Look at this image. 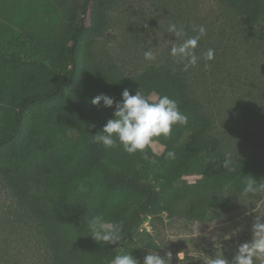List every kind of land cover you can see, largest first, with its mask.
Instances as JSON below:
<instances>
[{
	"label": "rangeland",
	"instance_id": "1",
	"mask_svg": "<svg viewBox=\"0 0 264 264\" xmlns=\"http://www.w3.org/2000/svg\"><path fill=\"white\" fill-rule=\"evenodd\" d=\"M71 1L75 10L68 9L69 13L65 0H0V35L9 34L11 38V50L0 53V74L6 77L5 84L12 94L43 89L57 76L59 68L52 70L49 61L54 62L57 55L65 53L58 44L59 39L64 31L72 32L80 25L82 16L76 12V5H82L85 0ZM246 1L100 0L96 5L101 3L104 9L105 29L100 35H92L88 53L93 60V70L89 68V71L110 79L162 68L169 70L185 80L189 95L198 100L211 117L213 137L228 151L264 161V104L261 106L264 102V21L258 26L238 15L234 3ZM84 19V25L90 28V17L86 15ZM171 23L183 28L186 37L197 34L194 27L206 28V35L195 49L198 63L187 71L183 63L169 55L172 43L181 42L167 32ZM208 49L215 50L212 61L203 59ZM149 50L156 55V61L144 59V52ZM61 69L67 72L70 67ZM89 86L80 74L71 93L91 111L113 114L114 106L104 108L102 103L101 106L90 104L100 92L92 90V93ZM112 98L114 102L121 100L120 95ZM12 110L0 105V132L12 118ZM54 113L57 121L67 124L65 133L60 132L62 128L58 123L57 131L50 128L55 129L54 124L41 123L43 117ZM77 118V113L65 103L33 114L25 123L19 142L0 151V175L7 170L3 161L9 153H16L17 160L25 156L31 158L38 145L45 141L52 143L64 166L70 159L75 163L69 175L80 168L84 170L87 161L83 158L88 159L92 152L87 149L83 134L91 128L85 129L79 121L74 128ZM182 133L183 126L174 125L167 138H154L156 142L148 149L157 160L168 162L166 144L181 141ZM161 145L166 147L162 150ZM106 150L111 159L122 163L130 161L129 156H143L140 152L130 155L122 146ZM170 166L173 168L174 164L170 162ZM158 168V164L151 163L148 170ZM189 169V173L194 172ZM182 180L190 186L196 178L189 176ZM21 195L20 190L14 194L0 179V264H53L56 241L64 238L74 225L59 219L53 224L43 203H32ZM252 221L253 216L248 220L241 217L224 223L203 224L162 213L158 217H147L139 235L125 247L139 264H143V257L149 253L166 258L168 252L172 253L170 264H209L211 258L219 255L231 264L239 246L251 242ZM243 231L249 232L248 238L240 240L238 237ZM254 264H264V260H256Z\"/></svg>",
	"mask_w": 264,
	"mask_h": 264
},
{
	"label": "trees",
	"instance_id": "2",
	"mask_svg": "<svg viewBox=\"0 0 264 264\" xmlns=\"http://www.w3.org/2000/svg\"><path fill=\"white\" fill-rule=\"evenodd\" d=\"M97 2L100 0H85L82 5H76V12L82 16L80 25L61 35L58 44L65 53L57 55L54 62L49 61L51 69L59 68L60 73L45 88L22 95L12 94L11 88L5 84L6 77L0 74V105L13 109L12 118L0 132V151L4 152L19 142L24 125L33 114L44 112L49 107L56 108L59 103H65L77 113L79 118L74 128L78 121L85 129L91 128L83 134V140L92 154L88 159L83 158L87 161L85 169L80 168L72 175L69 174L73 171L74 162L70 159L64 162V166L52 143L47 141L38 145L31 158L25 156L17 160L16 153L12 154L15 157L9 153L3 161L7 170L3 171L0 179L8 189L14 194L20 190L21 196L32 203H43L53 224L59 219L74 225L64 238L56 241L53 264H110L115 255L129 253L125 244L139 235L140 226L147 217H158L162 213L170 218L203 224L224 223L241 217L248 220L252 216L254 223L256 218H264V192L246 197L241 195L249 177L256 182L264 181V161L237 154L239 165L235 172L222 167L225 152H232L234 156L235 152L228 151L211 135L212 119L199 101L189 95L182 77L163 68L110 79L89 71V68L93 70V60L88 53L92 35H100L105 29L104 9L101 3L97 6ZM72 3L65 0L67 12L70 11L68 9L75 10ZM234 5H237L238 15L250 23L260 26L264 21L263 0H248ZM86 15L92 21L90 28L84 25ZM10 50V35H0V53ZM64 67H70V70L64 72L61 69ZM80 74L90 85L92 93L97 90L100 94L118 97L124 89L135 94L140 88L148 97L167 95L177 101L180 111L188 117V123L183 126L181 141L166 144L176 153L175 158L168 162L159 161L146 148L143 156H129L131 160L126 163L111 159L106 147L94 143L91 135L101 130L113 114L91 111L84 101L71 93V87ZM48 115L51 116L43 117L44 122H40L54 124L55 129L50 127L54 131L60 126V132L65 133L67 124L57 121L55 113ZM170 162L174 164L173 168ZM151 163L158 164L160 168L149 171ZM189 168L194 172L189 173ZM189 176L196 178L190 186L182 180ZM94 215H101L108 222L120 223L123 240L117 245L95 242L86 223ZM248 234L243 231L238 238H248Z\"/></svg>",
	"mask_w": 264,
	"mask_h": 264
},
{
	"label": "clouds",
	"instance_id": "3",
	"mask_svg": "<svg viewBox=\"0 0 264 264\" xmlns=\"http://www.w3.org/2000/svg\"><path fill=\"white\" fill-rule=\"evenodd\" d=\"M197 34L186 37L183 28L175 23L168 25L167 32L174 34L179 43H172L169 55L177 62L184 64V70L195 67L198 63V56L195 49L199 41L206 35V28L203 25L194 27ZM186 37V38H185ZM215 58V50L208 49L203 53L205 61H212ZM144 59L148 62L156 61V55L152 51L144 52ZM205 67H208L205 64ZM113 108L112 118L108 119L103 128L92 136L93 142L102 144L106 148L122 146L123 150L132 155L136 152L145 153V149L155 143L154 138H167L174 125L185 126L188 117L183 114L177 101L167 95L149 98L139 88L135 94H130L128 89L121 93V100L114 102V99L105 94H99L91 99L92 106ZM166 146L161 145L163 150ZM176 153L168 150L167 158L174 159ZM238 155L232 152H225L222 167L229 172H235ZM145 158L146 155H145ZM264 192V181L256 182L250 177L244 185L241 195L248 196ZM90 237L95 242H102L107 245H117L123 240L122 225L118 222H108L101 215H94L86 221ZM235 234V233H233ZM172 253H166V258L160 257L157 253H149L143 257V264H170ZM256 260H264V218H256L252 225V239L250 243H243L239 246L231 264H254ZM110 264H139L129 253L117 254ZM209 264H229L223 255L211 258Z\"/></svg>",
	"mask_w": 264,
	"mask_h": 264
}]
</instances>
